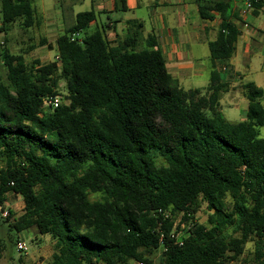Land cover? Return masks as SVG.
<instances>
[{"label":"trees","instance_id":"obj_1","mask_svg":"<svg viewBox=\"0 0 264 264\" xmlns=\"http://www.w3.org/2000/svg\"><path fill=\"white\" fill-rule=\"evenodd\" d=\"M236 1L197 0L202 19L221 18L205 91L180 86L153 36L145 40L141 20L128 21V36L113 46L105 26L87 33L96 12H81L49 64L29 65L1 47L0 207L11 193L24 200L26 215L6 219L19 232L52 237L47 264H153L149 256L159 249L161 264H226L252 238L254 264H264V88L243 85L245 121H229L220 108L228 84L217 65H228L241 35ZM1 13L2 32L19 20L27 29L38 22L34 0H2ZM62 82L68 103L45 108ZM202 203L210 226L192 222ZM166 213L192 224L182 246L170 239ZM228 226L241 237L227 239Z\"/></svg>","mask_w":264,"mask_h":264},{"label":"crops","instance_id":"obj_2","mask_svg":"<svg viewBox=\"0 0 264 264\" xmlns=\"http://www.w3.org/2000/svg\"><path fill=\"white\" fill-rule=\"evenodd\" d=\"M60 1L62 6L60 4L61 9L58 12L66 10L70 15L66 20H63V17L61 19L45 17V0H34L37 25L41 24L40 19L43 20L40 45L52 52L54 57L52 62L58 59V38L64 34L67 27L74 24L76 15L79 14L74 8L86 4V0ZM124 1L125 3L123 0H90L91 8L97 15L96 22L90 26L94 28L93 32L105 26L108 39L115 46L120 39L128 36V21H143L145 40L153 36L163 52L169 73L178 80L180 86L187 91L196 89L205 91L210 86L212 72L209 43L217 38L221 25L219 14H215L213 21L202 19L197 0ZM124 4L127 11H119ZM244 6L243 1L237 0L233 9V14L237 16L233 18V22L241 30L235 55L228 65H217L228 84L227 92L222 94L220 108L223 113L225 108L229 111L224 115L231 122L239 116L241 120L247 119L249 101L247 102L243 85L254 82L258 87L264 88L263 84L257 83V80L264 81V8L257 13L254 9L249 14L250 28L245 29L242 28L239 18V12ZM39 7L42 9L39 10ZM42 13L44 18L40 16ZM121 13L124 15H114ZM103 15L107 16V21H104ZM109 15H113L115 19Z\"/></svg>","mask_w":264,"mask_h":264},{"label":"rangeland","instance_id":"obj_3","mask_svg":"<svg viewBox=\"0 0 264 264\" xmlns=\"http://www.w3.org/2000/svg\"><path fill=\"white\" fill-rule=\"evenodd\" d=\"M38 2V1H37ZM62 1L58 0H45L44 8L46 10L45 17L48 18H57L63 20L68 19L70 16L66 10H62L61 13L58 12L61 9ZM42 8L39 7V10ZM76 13L91 11V2L86 0V4L83 6H76L74 8ZM116 15H124L114 14ZM40 16L44 15L43 13ZM111 18L115 19L113 15H109ZM104 21H107V16L103 15ZM264 18V16H263ZM41 24L34 26L32 28H25L21 20L17 21L12 25L10 30L7 32L0 31V49L1 47H7L12 54L15 55H24L26 61L31 65L35 60H40L43 64L51 63L54 60V57L51 54L52 52L40 45L41 29L43 20L40 19ZM2 26V13H1V4H0V28ZM94 28L87 30L88 34L93 33ZM64 33V32H63ZM5 43L4 46L2 44ZM1 73L6 81L7 71L0 66ZM257 83L264 85V81L257 80ZM60 96L62 97V103L66 102V90L65 84L62 82L60 84ZM248 102V100H247ZM228 110L225 108L224 113L227 115ZM227 117V116H226ZM239 116L234 122H242L245 119ZM261 137L264 138V129L260 130ZM158 166H165L164 160L157 158ZM91 201H101L103 200L102 194H91ZM228 206L232 208L233 200L231 197H228L226 200ZM8 211L12 214L13 218L20 219L26 215L25 203L24 200L15 196L14 194H9L7 197V202L4 207H0V264H47L55 252V242L51 236H41L38 234L37 230L32 228L22 232L13 229L12 222H8L6 218L2 215L3 212ZM212 212L210 211L207 203H202L200 210L192 219L193 224L196 225H205L210 226L208 223L209 215ZM187 225V224H186ZM190 225V224H189ZM186 226L185 231H190V227ZM225 237L227 239L239 238L241 237V231L237 226H228L224 231ZM21 242L25 244L28 248V251L19 252L18 243ZM257 241L255 238L250 239L244 245L243 255L236 261H230L226 264H254L255 260V250H256ZM162 249L156 251L153 255L149 256V259L153 264H161ZM102 264V263H100ZM128 264H136L135 261H130Z\"/></svg>","mask_w":264,"mask_h":264},{"label":"built area","instance_id":"obj_4","mask_svg":"<svg viewBox=\"0 0 264 264\" xmlns=\"http://www.w3.org/2000/svg\"><path fill=\"white\" fill-rule=\"evenodd\" d=\"M259 0H243L244 3V8L242 10H240L239 12V18H240V23L242 28H250V23L248 21V16L251 12L254 11V3L258 2ZM264 1V0H263ZM2 0H0V4H1ZM79 34H75L73 36V39L79 37ZM62 104V97L60 95L57 96H51L48 97L44 100V107L51 109V110H55L56 108H58L60 105ZM2 215L4 217H8L10 215V213L8 211L3 212ZM183 213H179L178 215H172L171 213H166L165 217L166 219L172 220L174 225H173V229L170 233V239L172 241H174V244L182 246L185 242V240L191 235L190 231L192 230V224L189 225L190 227V231L186 232V225L185 223H182V219H183ZM161 244L162 247H164L165 244V236L164 234H162L161 236ZM166 250V249H165ZM18 251L19 252H27L28 248L25 246V244L19 242L18 243ZM136 264H147L144 261H137Z\"/></svg>","mask_w":264,"mask_h":264}]
</instances>
